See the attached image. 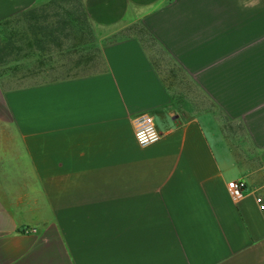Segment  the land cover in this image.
<instances>
[{"label": "crops", "instance_id": "crops-1", "mask_svg": "<svg viewBox=\"0 0 264 264\" xmlns=\"http://www.w3.org/2000/svg\"><path fill=\"white\" fill-rule=\"evenodd\" d=\"M80 1L94 40L19 20L34 54L0 75V264H264V0Z\"/></svg>", "mask_w": 264, "mask_h": 264}, {"label": "rangeland", "instance_id": "rangeland-1", "mask_svg": "<svg viewBox=\"0 0 264 264\" xmlns=\"http://www.w3.org/2000/svg\"><path fill=\"white\" fill-rule=\"evenodd\" d=\"M75 3L76 0H70L68 3ZM65 4L61 1H53V4L55 7H50L48 9L50 13V18L52 19V16H56L52 19V21H56L58 17H60L58 13L59 11L63 10L60 9L59 5ZM67 7V6H66ZM56 19V20H55ZM19 20H25V18H17L15 20H7L2 23V27L0 28V75L2 73L7 74H18L22 73L28 68L27 61L23 62L24 64H19V60H24L26 56H31L34 54V51L32 50V44L27 43V30L25 28H21V23ZM19 22V23H18ZM23 29V30H21ZM88 26L86 29H84L83 32V39L86 42H89L90 40H94L93 37H91L89 34ZM17 41H19L17 43ZM36 46V45H35ZM94 56V55H93ZM196 94V93H195ZM250 152V150L248 151ZM242 159L246 160L248 164L250 162H254V157L252 155H242ZM258 161L260 160V157H256ZM256 161V160H255ZM257 162V161H256Z\"/></svg>", "mask_w": 264, "mask_h": 264}, {"label": "trees", "instance_id": "trees-1", "mask_svg": "<svg viewBox=\"0 0 264 264\" xmlns=\"http://www.w3.org/2000/svg\"><path fill=\"white\" fill-rule=\"evenodd\" d=\"M53 1H61L64 3H68L70 0H51L49 3H53ZM75 3L78 5L76 13L73 11V9L65 6H62L63 10L56 13L60 15L59 20L57 21L61 23L57 24L56 26L52 25L51 23H48V20L50 19V13L46 8H34L25 14L24 18L28 22L29 28L32 34L34 35L33 43L36 46L41 49L45 48V39L47 40L49 36H53L57 30L67 29L69 25H72L73 21H76V31L77 33H81V40L82 42H85V40L83 39V32L84 29H86L88 26V18L84 9L80 8L81 1L76 0ZM67 35H69V33H67ZM78 35L79 34H77V36Z\"/></svg>", "mask_w": 264, "mask_h": 264}, {"label": "built area", "instance_id": "built-area-1", "mask_svg": "<svg viewBox=\"0 0 264 264\" xmlns=\"http://www.w3.org/2000/svg\"><path fill=\"white\" fill-rule=\"evenodd\" d=\"M135 135L138 143L142 146H149L160 141L164 134L157 127L155 119L151 114H143L135 120ZM228 186L233 197L239 200L245 196L247 184L244 179H232ZM258 202L264 207L262 197L258 196Z\"/></svg>", "mask_w": 264, "mask_h": 264}]
</instances>
